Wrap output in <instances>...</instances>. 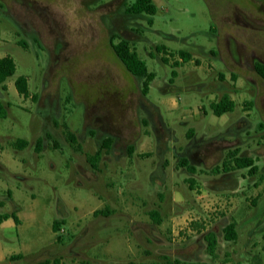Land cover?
<instances>
[{
    "label": "rangeland",
    "instance_id": "1",
    "mask_svg": "<svg viewBox=\"0 0 264 264\" xmlns=\"http://www.w3.org/2000/svg\"><path fill=\"white\" fill-rule=\"evenodd\" d=\"M134 1L0 0V56L16 65L0 84V144L24 170L11 185L35 194L44 245L35 255L59 253L57 264H264V195L254 191L264 164L254 173L222 165L236 148L256 162L264 152V79L254 69L264 63V0H153L151 16L127 13ZM112 34L155 73L147 94ZM178 49L192 61L174 66ZM223 95L235 108L221 117L210 104ZM108 137L94 168L87 155ZM13 209L6 202L0 213ZM54 222L64 231L50 246Z\"/></svg>",
    "mask_w": 264,
    "mask_h": 264
},
{
    "label": "trees",
    "instance_id": "2",
    "mask_svg": "<svg viewBox=\"0 0 264 264\" xmlns=\"http://www.w3.org/2000/svg\"><path fill=\"white\" fill-rule=\"evenodd\" d=\"M157 11V6L153 2V0H135L130 6L126 8V12L130 14H137V13H146L148 15H154ZM153 23V19H148V24L151 25ZM116 37L115 34H112L109 39V44L117 57L120 59V61L124 64L125 68L134 76H137L139 78H142V93L147 94L150 88V82L154 79L155 73L153 71H149L146 65L145 60L140 58L136 52L135 49H133L126 39H120L118 42H114V38ZM24 43V42H23ZM24 45V44H23ZM25 46V45H24ZM161 49H165V47H161ZM178 55L180 60H176L174 62V66L180 65L181 62H186L191 59V53L187 50L179 49L176 52H174ZM163 61H167L165 58H162ZM180 61V62H179ZM254 69L255 72L264 79V63L260 61H256L254 63ZM16 65L13 60V58L9 55H5L0 57V84L2 85L3 89H6V85L4 84V81L12 76L15 73ZM172 76H176L177 72L175 69L172 70ZM27 77L24 75H19L15 81L14 85L16 87L17 92L27 97L29 94L28 91V83H27ZM210 107L212 109L213 114L220 116L224 114L225 112L232 111L234 108V102L231 100L228 95H223L218 101L212 102L210 104ZM2 110V104L0 102V118L3 117V114L1 113ZM66 136L67 139L72 144H76L77 150L81 149V146L79 142L77 141L76 135L71 132L70 130H66ZM111 142V138H105L101 146L98 150L95 151L92 155H87V161L90 163L92 167H96V163L99 160L103 148H108ZM16 146L21 148L26 145V140L24 139H18L15 142ZM21 144V145H20ZM36 150L38 151L41 147V141L38 140L35 146ZM187 161V160H186ZM185 160L182 162L184 166L188 169L190 172L195 171V167L189 163H187ZM224 171L231 170L234 168H244L249 167V172L254 173L257 170V165L254 164V160L250 157L245 156H239L237 148L234 150H231L227 153L226 157L224 158L222 162ZM152 215H156V212L152 211ZM15 221H17L16 216H14ZM155 221H158V219H154ZM234 225L230 223L227 226L228 234L226 235V239H233L234 238ZM53 229L54 231L57 230V223H53ZM215 239H211L208 242V250L210 253L213 251V248L215 246ZM38 264H47V261L40 262Z\"/></svg>",
    "mask_w": 264,
    "mask_h": 264
},
{
    "label": "crops",
    "instance_id": "3",
    "mask_svg": "<svg viewBox=\"0 0 264 264\" xmlns=\"http://www.w3.org/2000/svg\"><path fill=\"white\" fill-rule=\"evenodd\" d=\"M194 56L195 55L192 53L191 58ZM190 61H192V59L186 62ZM8 88L9 87H7V89ZM230 99L233 100L231 97ZM222 115L220 116L222 117ZM20 139L26 140L21 137ZM26 142L29 144L28 140H26ZM24 147H18V149H22ZM8 151L7 146L0 144V188L2 191L5 188L6 191V196L0 197V206H4L6 202L14 205L13 211L0 213V264H7L8 262H14L12 264H15L16 261L29 260L30 258H33L34 261H29L28 264H38L43 261H47V264H57L58 262L56 257H58L59 253L51 255L52 257L49 256L45 259H42L41 256L35 255L44 247L43 238L39 233V217L37 211L34 209L36 200L35 194L31 193L30 195H27L24 190H21L20 182H18V185H11L12 182L16 181L13 179H25V174L22 173L24 170L19 169L20 161L15 160ZM186 156L189 159V156ZM245 157L254 159V164L257 163L256 165H259L258 168L261 164H264V152L258 157V162H256V158L251 157V155ZM17 168L19 169L18 171ZM261 171L263 173L264 168L260 169V172ZM254 191H256L255 195L259 198L263 196L264 182L259 184ZM14 216H16L17 221H15ZM13 229L16 231L14 236H5L3 234L4 231ZM51 229L53 237H49L47 243L50 246H53L55 245V235L58 233V230L54 231L53 225L51 226ZM11 242H15V245ZM16 242L18 243L17 245ZM117 246L119 245L117 244Z\"/></svg>",
    "mask_w": 264,
    "mask_h": 264
},
{
    "label": "built area",
    "instance_id": "4",
    "mask_svg": "<svg viewBox=\"0 0 264 264\" xmlns=\"http://www.w3.org/2000/svg\"><path fill=\"white\" fill-rule=\"evenodd\" d=\"M63 229L62 228H60V230H58V233H63Z\"/></svg>",
    "mask_w": 264,
    "mask_h": 264
}]
</instances>
